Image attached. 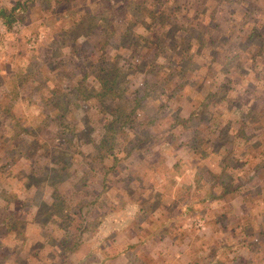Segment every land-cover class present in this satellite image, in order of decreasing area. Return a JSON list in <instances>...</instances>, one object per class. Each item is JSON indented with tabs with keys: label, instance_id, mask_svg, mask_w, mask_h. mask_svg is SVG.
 <instances>
[{
	"label": "rangeland",
	"instance_id": "374dc122",
	"mask_svg": "<svg viewBox=\"0 0 264 264\" xmlns=\"http://www.w3.org/2000/svg\"><path fill=\"white\" fill-rule=\"evenodd\" d=\"M0 8V264H264V0Z\"/></svg>",
	"mask_w": 264,
	"mask_h": 264
},
{
	"label": "trees",
	"instance_id": "16d2710c",
	"mask_svg": "<svg viewBox=\"0 0 264 264\" xmlns=\"http://www.w3.org/2000/svg\"><path fill=\"white\" fill-rule=\"evenodd\" d=\"M16 6L17 5L15 4L14 7L12 8V10H15ZM111 6H114V3ZM127 8H128V11H130V12H131V10H133L136 16H138L137 14L140 13L141 9H143V7L142 8L134 7V9H133L130 6H128ZM0 16H2L5 20H7V18L10 16V14L7 13L5 9L0 8ZM80 23H81L82 27L84 28V30L89 32V35H92L95 31H97V28H99V27H101V31H104L108 35L107 36L105 34L104 35L102 34L103 36H105L107 38H110L111 34L114 32L113 19L109 15L108 16L103 15V16H101V18H99L98 15L94 17L89 13L87 15V17H85V19L81 20ZM130 31H129V29L126 30L125 37H131V36H129V35H131ZM176 44H177V41H175V44L173 46H174V48H176L178 50V52L180 50H182V52H185V53L187 52V50L185 48H183L184 43H182L181 48H179L178 45H176ZM187 58H188V60H190V56H188ZM183 62L184 61H180L179 63L182 64ZM97 69H98L97 72L99 73V74L97 73L98 79L100 80L102 87H101L100 92H98L96 94L97 96H95V97L100 98L99 97V93H100L101 97H103V98H100L101 100L104 99V101L110 102V101L116 99L114 101L115 104H113V105H114V107L117 108L119 113L115 115L116 116L115 120L110 121L107 125V127L110 131L115 132V129H116L115 121H116V119L121 118L122 113L128 114V117L130 118L131 117L130 115L134 112V109L137 105L134 104V105H132V108L130 110H126L127 107H129V106L124 102L125 96H124V92H123V88H122V85H124V83H125V69L124 68L118 66L117 62H112V63L109 62L107 64H103V66L101 68L98 67ZM183 70L184 69L181 66L180 71H183ZM229 82L230 81L228 80V83ZM74 89L77 91H80V92L82 91L81 86L75 87ZM89 91H90V89L88 90V92ZM74 95H77V94H74ZM88 96H91V95H88ZM88 96H85V97H88ZM112 141H113V139H112ZM109 146H111V147H109ZM107 147H109L108 149L112 150V148H113L112 143L110 142V144ZM222 161H223L222 163L225 162L224 159H222ZM175 166H177V164ZM45 176L46 175H43V178ZM209 179L210 178H207L204 181L206 182ZM210 182H212V183L210 184L209 190L217 185V183L214 181H210ZM187 208H189L188 210H191V207H187ZM93 227L95 228L96 226H93Z\"/></svg>",
	"mask_w": 264,
	"mask_h": 264
},
{
	"label": "crops",
	"instance_id": "0c3cea01",
	"mask_svg": "<svg viewBox=\"0 0 264 264\" xmlns=\"http://www.w3.org/2000/svg\"><path fill=\"white\" fill-rule=\"evenodd\" d=\"M97 260H100V259H97ZM121 261H124V260H121ZM124 264H126V262H124Z\"/></svg>",
	"mask_w": 264,
	"mask_h": 264
}]
</instances>
